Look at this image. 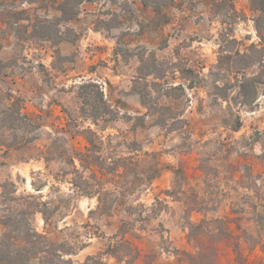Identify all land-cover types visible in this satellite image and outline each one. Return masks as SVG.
I'll list each match as a JSON object with an SVG mask.
<instances>
[{
    "label": "rangeland",
    "instance_id": "rangeland-1",
    "mask_svg": "<svg viewBox=\"0 0 264 264\" xmlns=\"http://www.w3.org/2000/svg\"><path fill=\"white\" fill-rule=\"evenodd\" d=\"M50 1L10 0L8 6H0L1 87L21 96L24 110L37 115L40 124L38 139L29 147L6 156L0 151L4 162L0 193L6 181H13L18 195L35 194L66 205L54 215L56 227L50 236L81 246L67 256L78 262L104 252L121 238L124 218L129 221L128 236L141 252L137 264H264V86L252 108L232 104L242 118L239 131L222 121L229 116L227 102L210 95L214 92L210 72L218 62L222 29L211 0H177L170 9V23L163 26L153 22L151 3L146 4L150 0H84L78 16L62 26L71 40L60 43L32 36L26 19L19 27L1 22L14 8L43 16ZM233 1L247 16L235 24V35L245 49L259 41L255 13L250 0ZM142 55H154L167 70L166 76L150 75L148 83L140 80ZM189 68L193 73L186 71ZM257 71L258 66L246 70L249 75ZM88 80L102 87L117 117L95 125L81 115L78 87ZM178 84L184 89L172 93L180 99L160 96L168 85ZM145 88L152 93V102L174 106L186 124L173 128L185 125L183 131L156 125L154 117L147 115L148 108L137 93ZM89 126L104 140L98 154L105 171H99L98 165L82 171L88 180L85 188L120 190L113 215L92 213L98 198L83 195L72 183L80 182L79 175L71 173L72 165L45 158L48 146L64 128L70 130L68 141L85 150L87 142L78 131ZM121 164L118 172H111V166ZM76 165L83 170L78 159ZM156 168H160L158 176L141 180L142 172L151 175ZM168 189L182 199L167 196ZM130 205L135 208L131 215L126 212ZM188 207L202 211L188 212ZM6 209L0 197V218ZM217 217L224 220L214 221ZM188 218L202 227L190 229ZM33 221L44 231L42 213H36ZM3 232L0 220V235ZM105 258L126 264L108 254Z\"/></svg>",
    "mask_w": 264,
    "mask_h": 264
},
{
    "label": "trees",
    "instance_id": "trees-1",
    "mask_svg": "<svg viewBox=\"0 0 264 264\" xmlns=\"http://www.w3.org/2000/svg\"><path fill=\"white\" fill-rule=\"evenodd\" d=\"M1 1L0 6L10 4L8 3L10 0ZM26 1L35 3L38 0ZM83 1L51 0L46 7L47 12L43 16L34 15L28 9H8L6 13L8 16H4L1 22H4L7 26L19 27L24 26L20 21L26 19L28 21L26 30H30L32 36L60 43L71 40V38L65 36L66 31L62 30V26L64 22L78 16ZM147 3H151L150 5L154 11L153 22L158 26L170 23V9L175 6L177 0H150ZM250 3L255 13L253 20L259 41L253 42L242 49V42L235 35V24L245 20L246 13L238 10L233 0H211L212 10L221 18L222 29L220 32L218 62L210 72L211 85L214 88V92H210V95L214 96L217 101L227 102L230 117H224L222 121L234 131H239L243 122L240 113H234L232 104L237 103L252 108L259 98L260 87L264 86V0H250ZM12 5H14V2ZM0 28H2L1 24ZM67 30L68 33H74V30L70 28H67ZM139 61L140 80H145L148 83L147 79L150 75H154L155 78L166 76L167 70L160 65L154 55L147 57L142 55L139 57ZM253 66H258V71L249 75L246 70ZM186 71L193 73L194 70L189 68ZM78 89L82 103L81 115L84 118L98 125L102 119L117 117V109L106 99L104 90L98 83L91 80L84 81ZM175 89H184V86L181 84L168 85V88L160 96L167 99H180V95H173L172 91ZM137 93L140 95L142 103L148 108L147 115L154 117L156 125L183 131L185 125L173 128L178 123L186 124V120L180 114L174 112L172 104L159 101L152 102V93L146 91V88L138 89ZM23 101L24 99L21 96H16L11 91L4 92L0 84V151H2V156H6L11 150L25 149L38 139L36 133L40 127L38 117L24 110ZM69 131V129L65 130L64 128L62 130L63 134H58L52 140L46 150V160L61 159L73 166L74 170L71 173L79 175L80 182L73 180L72 183L81 189L83 195L97 196L98 198L97 209L92 210V213L115 214L116 208L113 203L122 192L104 186L98 188L87 186L85 188L88 180L83 175L85 169L92 170L90 165H98L99 171L104 174L105 167L101 166L104 161L102 155L98 154V151L103 147L104 140L98 131L91 126L83 128L78 131V134L80 133L87 143L85 150H78L67 139ZM260 139V137L256 138V141ZM60 140H65L67 143L63 144ZM76 159L80 161L83 170L77 167ZM3 163L0 161V164ZM122 166V164L111 166V172H118V167ZM159 172L160 168H156L151 175L146 174V171H144L141 180L143 182L151 181L159 175ZM175 172L177 173V170ZM93 176L96 177L95 172ZM9 187H13V190H5ZM2 189L0 197L7 209L6 213L0 218L4 227V232L0 235V264H114L106 260L105 254L114 257L118 262L137 264V260L141 257L138 245L128 236L129 230L125 228L129 221L123 218L122 224L119 226V230L122 232L121 238L110 243L104 252L88 255L82 262L75 261L72 257L67 256L76 254L81 246L50 236L52 228L56 227L53 222L54 215L62 208L65 209L66 205H55L51 201L41 200L35 194L18 195L13 181H6L2 185ZM164 193L173 197L174 200L182 199L178 198L180 196L173 194L175 190L168 189ZM129 207L126 212L131 215L134 213L133 209L135 208L133 205ZM143 207L145 208L144 205ZM187 210L188 212L202 211L199 207H188ZM38 212L42 213L44 218V231H39L34 225L33 218ZM221 220L224 219L214 218V221ZM188 226L192 230L195 228L200 229L202 223L194 222L188 218ZM228 233L232 236L230 232ZM5 247H7V251L4 250Z\"/></svg>",
    "mask_w": 264,
    "mask_h": 264
}]
</instances>
